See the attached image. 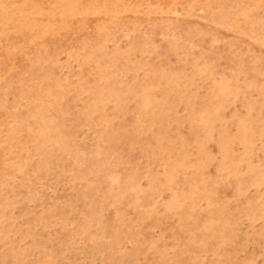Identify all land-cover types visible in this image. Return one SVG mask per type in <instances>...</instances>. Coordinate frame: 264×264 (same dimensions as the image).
Returning <instances> with one entry per match:
<instances>
[{
  "label": "rangeland",
  "instance_id": "obj_1",
  "mask_svg": "<svg viewBox=\"0 0 264 264\" xmlns=\"http://www.w3.org/2000/svg\"><path fill=\"white\" fill-rule=\"evenodd\" d=\"M0 264H264V0H0Z\"/></svg>",
  "mask_w": 264,
  "mask_h": 264
}]
</instances>
